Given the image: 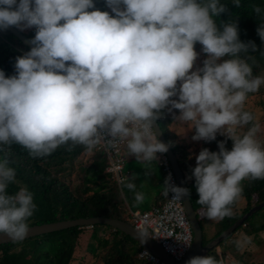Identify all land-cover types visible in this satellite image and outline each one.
I'll list each match as a JSON object with an SVG mask.
<instances>
[{
	"label": "clouds",
	"instance_id": "clouds-1",
	"mask_svg": "<svg viewBox=\"0 0 264 264\" xmlns=\"http://www.w3.org/2000/svg\"><path fill=\"white\" fill-rule=\"evenodd\" d=\"M105 3L114 15L89 11L95 8L94 0H0V31L36 29L31 50L16 58V74L6 78L0 70V146L18 144L36 159L63 145L68 151L80 145L91 152L124 143V153L145 168L158 161L164 196L190 199L191 190L175 185L171 174L165 178L161 165L165 157L172 168L166 153L174 145L158 139L156 122L171 114L194 130L192 141L211 143L218 135L225 137L217 142L219 151H199L192 177L206 217H231L230 206L241 197L242 182L264 179L261 123L245 107L249 94L264 85V76H254L248 62H254L249 52H257V45L240 40L239 17L218 27L214 18L228 12L220 0ZM232 4L241 6L240 0ZM253 11L261 16L264 9L253 6ZM256 31L264 42V22ZM197 43L207 58L193 71ZM229 140L231 150L226 148ZM129 173L120 184L134 193L139 205L145 195L136 191L137 176L127 178ZM13 183L16 170L7 159L0 160V237L21 243L30 233L37 205L26 186L9 194ZM134 211L141 210H129L130 224ZM251 242L244 235L235 244L242 249ZM143 250L151 253L141 247L138 259L150 264L140 257ZM185 264L225 262L192 256Z\"/></svg>",
	"mask_w": 264,
	"mask_h": 264
},
{
	"label": "trees",
	"instance_id": "trees-1",
	"mask_svg": "<svg viewBox=\"0 0 264 264\" xmlns=\"http://www.w3.org/2000/svg\"><path fill=\"white\" fill-rule=\"evenodd\" d=\"M220 2L227 6L228 12L214 18L218 27L222 23L239 17L240 40L242 42L254 41L258 49L255 53L249 52V55L254 57V62L253 60L248 61L253 68V75L264 76V55L261 54L264 52V42L260 40L256 31L258 25L264 22L261 19L264 12L261 16H257L253 11V6L264 9V0H240L241 6L239 8L232 4V0H220ZM94 4L95 8L89 9V11H107L110 15H114L106 6L105 0H94ZM21 33L33 39L36 29H27ZM30 50L9 30L0 31V70L5 72L6 78L16 74V58L25 55ZM195 51L199 54V58L193 71L197 67H202V61L207 58L206 54L202 53V46L199 43L195 45ZM241 55L244 56V54ZM261 95H264V85L257 93L249 94L248 100ZM257 104L264 110V101L257 102ZM246 110L253 112L256 116L254 110ZM175 115H179V112L175 111ZM157 123L160 125L166 140L174 145L171 149L178 158L179 165L185 174L187 186L191 190L190 201L200 220L204 244L219 236L251 208L264 202V179L244 180L241 197L230 206L233 215L222 220H212L216 226L211 237L208 238L202 222L209 223L210 219L206 217V206L198 203L195 179L192 177V169L196 166V162L191 157V142L184 135L188 127L184 126L180 131V123L174 121L171 114H165L164 118ZM190 134L192 136L194 130H190ZM224 139L225 137L218 135L217 141L211 143L201 141V143L210 151L217 152L219 151L217 142ZM68 147V145L60 146L49 156L33 159L28 151L18 144H13L11 148L0 146V160L7 159L9 167L16 170V183L9 185V194H14L20 187L24 186L34 194L37 211L30 218L29 225L101 216L128 222L127 188H122L113 172L106 171L109 162L104 150L97 147L89 152L83 146L77 145L68 151ZM226 148L231 150L232 142L230 140L227 142ZM122 156L123 174L129 168L128 171L132 172V175L139 176L138 170L131 171L130 168L133 167L130 164L125 169V164H128L129 160L126 153H123ZM189 177L192 178L188 179ZM125 181L127 182V179ZM134 182H137V178ZM164 190L163 184L161 197L157 203L165 200ZM104 230H106L105 233L100 234V231ZM238 233L251 237V243L259 247L255 254L261 253L264 240V207L248 217L236 232L205 256L217 258V249H221L219 254L225 260L229 250L236 252L235 236ZM84 236H88L85 243L86 249L93 256H98V252L101 251L100 258L104 264H148L138 259L140 250L137 245L139 247L140 245L133 238L103 224H96L90 228L71 227L34 236L21 243L1 244L0 264H73L78 259L75 253L77 248H81V239ZM255 254L249 253L250 261L239 255L236 264H261L259 256L256 258ZM234 255L237 256L236 253Z\"/></svg>",
	"mask_w": 264,
	"mask_h": 264
},
{
	"label": "built area",
	"instance_id": "built-area-1",
	"mask_svg": "<svg viewBox=\"0 0 264 264\" xmlns=\"http://www.w3.org/2000/svg\"><path fill=\"white\" fill-rule=\"evenodd\" d=\"M99 149L104 150L108 158L109 167L107 171L113 172L118 182H120L121 179H124L122 155L126 145L118 143L107 148L99 146ZM161 165L164 177L166 178L171 174L173 182L179 186L176 176L165 157ZM130 221L135 229L146 233L151 239L157 241L172 260L176 262L182 261L192 246L193 233L183 200H173L171 194L151 210L131 212ZM140 257L146 259L150 264H166L146 250L142 251Z\"/></svg>",
	"mask_w": 264,
	"mask_h": 264
},
{
	"label": "water",
	"instance_id": "water-1",
	"mask_svg": "<svg viewBox=\"0 0 264 264\" xmlns=\"http://www.w3.org/2000/svg\"><path fill=\"white\" fill-rule=\"evenodd\" d=\"M12 34H14L16 37H18L22 43L26 46H28L30 49L33 47L29 41L30 38L26 37L24 34L19 32L15 27H10L8 29ZM156 128L157 131H159L158 139H160L164 143H168L166 140L163 131L160 127V125L156 122ZM169 157L171 166L173 170L175 171L177 181L179 184V187H187V183L185 180V176L183 171L181 170L177 156L174 154L172 149L170 148L169 151L166 153ZM184 206L187 212V215L189 217V220L192 225L193 229V243L184 257V259L181 262H174L168 254L165 253L163 248L157 243L156 241L150 239L147 235L141 236V232L135 229L130 223L127 221H122L119 219H115L112 217H92L88 219H75V220H66V221H59L49 224H42V225H33L30 226L31 230L28 235V238L38 236L41 234H46L54 231H60L64 229H68L71 227H84V226H93L96 224H103L107 225L109 227L114 228L115 230L121 231L122 233L130 236L133 238L142 248H145L149 250L154 255L158 256L160 259L165 261L167 264H185V261L188 260L189 257L192 256H205L209 252H211L214 248H216L219 244H221L226 238H228L233 232L237 230L244 222L245 220L250 217L252 214L257 212L258 210L262 209L264 207V202L251 208L247 213H245L240 219L235 221L231 226H229L227 229H225L219 236L215 237L213 240H211L209 243L205 244L203 243V230L200 224V220L198 219L197 213L190 201V199H184ZM11 242L8 239H5L3 237H0V245L6 244Z\"/></svg>",
	"mask_w": 264,
	"mask_h": 264
},
{
	"label": "rangeland",
	"instance_id": "rangeland-1",
	"mask_svg": "<svg viewBox=\"0 0 264 264\" xmlns=\"http://www.w3.org/2000/svg\"><path fill=\"white\" fill-rule=\"evenodd\" d=\"M121 8H123V6H121ZM110 11H111V9H110ZM260 101H262V102L264 101V95L254 96L250 100L246 101L245 107H246V109H251V110L255 111L257 119L261 123V132L258 134V138L260 139L261 143L264 144V110L262 107H260L257 104V102H260ZM184 126H186V125L180 124L179 130L182 131V128ZM187 129L188 130H186L184 135H185V137L188 138L189 142H191V145H192L191 157L196 162L195 157L199 154V151L205 147H204L203 143H201V141L200 142L191 141L192 139H191L190 129L189 128H187ZM126 157L129 161H128V164H125V169L127 168V166L129 164L132 166L134 164V162H136V160H133L132 157H130V156H126ZM157 164H158V161H157ZM126 170L128 171L129 168H127ZM129 175L131 176L132 172H130ZM158 178L160 179V175L158 176ZM136 186H138V185L136 184ZM152 186L154 189L153 188L148 189L147 193H152L153 191L157 193L159 190L163 189V184L161 185V184H153L152 183ZM136 189H138V188L136 187ZM132 196H133V192H132ZM151 208H152V206L149 208H146V206L137 207V209H139L141 211L150 210ZM215 221H217V220H215ZM202 225H203V227H205L204 230H205V233H207L208 238H210L212 233H213V230L215 229L216 223L212 220H209V223L208 222H202ZM105 231L106 230L100 231V234H104ZM242 236H244L243 233H238L235 236V241L240 240L242 238ZM263 236H264V233H263ZM87 240H88V236H84L81 239L82 246L80 249L77 248L76 253H75L76 258H78V259L73 264H104L102 258H100V254L102 253L101 251L98 252V256H93L86 249L85 243L87 242ZM84 244H85V247H84ZM261 247L263 248V250L261 251V253H258V254H255V251L258 250L257 248H259V247L253 243L245 245L242 249H238L237 247H235V251H236L235 253L237 256L234 255L235 254L234 252L229 250L228 251V257L224 260V262H225V264H236L239 255L244 256V259H247L250 261V259L248 258L249 253L253 252L255 254L256 258L259 256L261 264H264V240H263V246H261ZM137 248L140 250V247L138 245H137ZM221 251H222L221 249H217V258L218 259L221 258V255L219 254ZM241 264H244V263H241Z\"/></svg>",
	"mask_w": 264,
	"mask_h": 264
},
{
	"label": "crops",
	"instance_id": "crops-1",
	"mask_svg": "<svg viewBox=\"0 0 264 264\" xmlns=\"http://www.w3.org/2000/svg\"><path fill=\"white\" fill-rule=\"evenodd\" d=\"M126 154H127V156H129L127 151H126ZM132 158H133V160H136L134 157H132ZM131 167H133V168H130L131 171H133L135 169V170H138V172H139V174H138L139 176H137V182H135L138 185L137 186L138 189H136V191L138 190V192H143L145 195V199H144L143 203L137 205L135 203V200H134V193L132 196V192L127 189L126 199L128 201L129 210H139V209H137V207H140V206H146V208H149L151 206L153 207L157 203L159 198L161 197L162 189L159 190L157 193L154 191L152 193H147V190L153 188L152 183L153 184H161V185L163 184L162 183L163 177H162L161 171L159 170V167L157 165V161H154L150 167L145 168V165L143 163L138 162L136 160V162H134V164ZM146 171L148 172L147 176L145 175ZM159 175H160V179L158 178Z\"/></svg>",
	"mask_w": 264,
	"mask_h": 264
}]
</instances>
